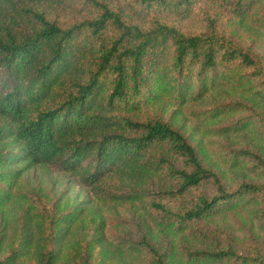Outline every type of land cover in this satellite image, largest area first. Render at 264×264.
I'll use <instances>...</instances> for the list:
<instances>
[{
  "label": "trees",
  "instance_id": "16d2710c",
  "mask_svg": "<svg viewBox=\"0 0 264 264\" xmlns=\"http://www.w3.org/2000/svg\"><path fill=\"white\" fill-rule=\"evenodd\" d=\"M33 167L88 196L23 192ZM0 264H264V0H0Z\"/></svg>",
  "mask_w": 264,
  "mask_h": 264
},
{
  "label": "rangeland",
  "instance_id": "374dc122",
  "mask_svg": "<svg viewBox=\"0 0 264 264\" xmlns=\"http://www.w3.org/2000/svg\"><path fill=\"white\" fill-rule=\"evenodd\" d=\"M195 19L191 18L189 21L193 22ZM254 33L253 30L249 32V34ZM211 100V98L209 99ZM198 108V107H197ZM197 108H189V107H183L182 108V115L179 118L176 119L177 125L186 124L188 128L196 126L199 127L201 126L200 123L196 122L193 117L192 113L196 112ZM174 109L173 106L169 107L167 110V114H170L172 110ZM231 121V120H229ZM228 121V122H229ZM220 121H215L213 124L207 125V126H218ZM222 123L224 122L221 121ZM227 122V120H225ZM203 128V127H202ZM207 128V127H206ZM205 128V130H206ZM195 134L196 137L201 140L202 143V148H205L207 150V153L210 154L212 162H218L220 166L221 164V159H223L227 152L230 151V149H237L238 145L237 142L238 138L236 137H224V136H219L215 135L213 133H203V131H200V129L195 128ZM222 170L225 171V179L228 181H234V179L239 176V172H230L228 171L224 166L222 167ZM21 190L23 192H29V193H46L49 196L52 195H59L63 190H65L63 195H68V194H78V198L81 199L82 197H87L88 192L79 185H76L73 181H69V177L66 175H63L62 173L56 171L55 169L52 168H40V167H33L29 169L24 176L22 177V183H21ZM41 190V191H40ZM102 211L104 212L106 216V230L109 233L112 234H124L127 233L128 229H133L132 228V223L128 222V220L133 219L131 217V207L130 206H123V207H113L110 204L103 205ZM126 219L125 226H120L119 228L116 227V223L122 222V220ZM244 223V219H241L239 217H236L234 215L228 214L225 218L220 220V218L216 219L214 221V225L216 226L217 224H222L224 228L228 230H235V234L240 235L241 233V226ZM254 229L256 230L257 225L256 222H253ZM96 254V249L94 250ZM95 258V257H94ZM98 259L95 258L93 262H97Z\"/></svg>",
  "mask_w": 264,
  "mask_h": 264
}]
</instances>
